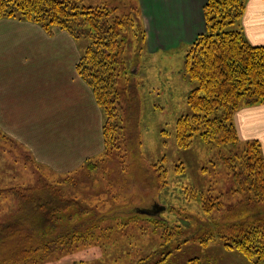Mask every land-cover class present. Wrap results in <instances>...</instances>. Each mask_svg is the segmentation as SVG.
<instances>
[{
	"label": "rangeland",
	"instance_id": "1",
	"mask_svg": "<svg viewBox=\"0 0 264 264\" xmlns=\"http://www.w3.org/2000/svg\"><path fill=\"white\" fill-rule=\"evenodd\" d=\"M110 1L118 6H139L140 27L145 30L146 40L136 41L135 33L130 34L124 56L139 92V116L130 115L128 134L118 141L120 147L113 156L104 154L102 134V151L71 173L62 171L58 157L50 163L35 159L40 174L60 185L66 198L76 199L89 211L82 218L76 209H71L59 225H72L77 219L95 224L83 227L76 244L55 247L30 264H255L239 251L226 248L219 238L207 244L201 242L205 231L223 222L222 214L227 215V210L244 198L243 193L236 192L238 184L226 159L242 154L245 143L250 141L240 140L245 145L217 146L195 136L188 147L181 149L176 143V123L190 113L187 93L195 86L184 70L189 46L183 43L176 51L175 47H158L165 45L161 37L173 34L147 32L140 0H83V4L95 7ZM55 30L66 32L58 27ZM79 42L85 52L89 40ZM39 130L42 131L41 124ZM96 131L97 127L87 130L80 142L85 139L93 145L95 139L96 146ZM0 144L20 159L18 165L12 164L7 170L6 185H12L10 189L18 183L33 185L37 178L31 166L26 165L29 157L25 149L3 133ZM192 190L198 197L190 198L187 191ZM204 197H218L222 203L207 214L203 210ZM0 200L4 203L1 223H6L17 213L18 202L7 190L1 193ZM70 213L74 215L68 220ZM90 218L93 219L88 221ZM167 229L173 231L168 245L164 235ZM53 232L50 236H54ZM3 253L0 263L7 257Z\"/></svg>",
	"mask_w": 264,
	"mask_h": 264
},
{
	"label": "trees",
	"instance_id": "2",
	"mask_svg": "<svg viewBox=\"0 0 264 264\" xmlns=\"http://www.w3.org/2000/svg\"><path fill=\"white\" fill-rule=\"evenodd\" d=\"M245 3L208 0L204 6L205 32L189 45L185 56V76L195 86L187 93L190 113L176 123V143L181 149L195 136L217 146L240 144L234 123L236 111L243 105L264 103V47L251 45L238 27ZM120 5L111 1L91 7L83 0H0V20L29 21L49 35L58 27L77 41L89 40L76 71L105 115L102 134L107 156L119 149L118 141L128 134L130 115L138 117L141 108L124 56L130 34L135 33L136 41L146 40V34L140 27L139 6ZM245 144L242 154L226 159L238 184L236 192L244 198L227 210V215L222 214L223 222L205 231L201 242L219 238L226 248L239 251L255 264H264V157L259 141ZM59 186L39 172L33 186L7 190L16 197L18 211L11 220L0 223V255H7L0 264L39 261L55 247L76 244L83 227L95 224L77 219L72 225H59L71 209L82 218L89 214L76 199L66 198ZM187 192L190 198L198 197L194 190ZM203 200L207 214L222 203L218 197ZM52 231L54 236H50ZM164 235L168 245L173 231L167 229Z\"/></svg>",
	"mask_w": 264,
	"mask_h": 264
},
{
	"label": "crops",
	"instance_id": "3",
	"mask_svg": "<svg viewBox=\"0 0 264 264\" xmlns=\"http://www.w3.org/2000/svg\"><path fill=\"white\" fill-rule=\"evenodd\" d=\"M207 1L140 0L142 21L149 34L172 33V37H161L165 45L158 47H175L176 51L205 32L203 9ZM238 23L251 45L264 47V0H246ZM79 43L64 31L49 35L29 21L0 20V133L25 149L29 157L26 165L36 178L35 159L50 163L58 157L62 171L71 173L102 151L105 115L77 74L76 64L84 53ZM234 123L242 141H259L264 157V103L241 106ZM93 127H97L98 144L95 146V139L93 145L83 138L80 142ZM11 154L0 144V196L12 186L4 181L7 170L20 161ZM33 185L18 183L12 188ZM3 205L0 200V223Z\"/></svg>",
	"mask_w": 264,
	"mask_h": 264
}]
</instances>
